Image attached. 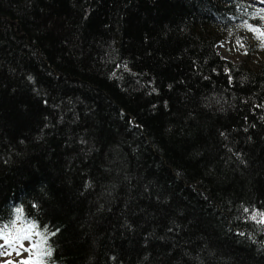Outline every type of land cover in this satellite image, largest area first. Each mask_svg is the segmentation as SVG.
Returning a JSON list of instances; mask_svg holds the SVG:
<instances>
[{
	"label": "trees",
	"instance_id": "1",
	"mask_svg": "<svg viewBox=\"0 0 264 264\" xmlns=\"http://www.w3.org/2000/svg\"><path fill=\"white\" fill-rule=\"evenodd\" d=\"M262 17L0 0V230L34 225L43 264H264V53L214 51Z\"/></svg>",
	"mask_w": 264,
	"mask_h": 264
},
{
	"label": "rangeland",
	"instance_id": "2",
	"mask_svg": "<svg viewBox=\"0 0 264 264\" xmlns=\"http://www.w3.org/2000/svg\"><path fill=\"white\" fill-rule=\"evenodd\" d=\"M246 4H249L250 7L259 8L264 7V2L261 1H252L251 0H242ZM254 3V4H253ZM258 33L248 30L245 31L236 27L232 34H228L220 42H218L214 51L219 58L228 61H234L236 63L241 62L246 59V61H255L260 53H264V46H262V40L257 39ZM264 39V38H262ZM264 220V219H263ZM34 242V236L32 237ZM3 241L0 240V244ZM24 248L30 247V242L25 240L23 241ZM5 249L0 248V251ZM11 250V249H8ZM21 255L17 256L15 252L11 256H0V264H6L7 261H12L13 264L23 260L28 257L29 253L21 250Z\"/></svg>",
	"mask_w": 264,
	"mask_h": 264
},
{
	"label": "snow or ice",
	"instance_id": "3",
	"mask_svg": "<svg viewBox=\"0 0 264 264\" xmlns=\"http://www.w3.org/2000/svg\"><path fill=\"white\" fill-rule=\"evenodd\" d=\"M250 30L258 33L257 39H261L262 46H264V39H262L264 38V32H260L259 29ZM261 222L264 223V220ZM34 235L40 236L41 239L33 242L32 237ZM0 240L3 241V243L0 244V248L5 249L4 251H0V256H11L13 252L19 256L22 254L21 250L29 253L27 259L20 260L16 262V264H43L44 257L51 255L50 250L45 248L47 237L41 233L35 232L34 225H28L26 228L13 229L12 232L0 230ZM25 240L30 242L29 248H24L23 241ZM6 264H13V262L7 261Z\"/></svg>",
	"mask_w": 264,
	"mask_h": 264
},
{
	"label": "water",
	"instance_id": "4",
	"mask_svg": "<svg viewBox=\"0 0 264 264\" xmlns=\"http://www.w3.org/2000/svg\"><path fill=\"white\" fill-rule=\"evenodd\" d=\"M254 1V0H251V2ZM255 2V1H254ZM254 4V3H253Z\"/></svg>",
	"mask_w": 264,
	"mask_h": 264
}]
</instances>
